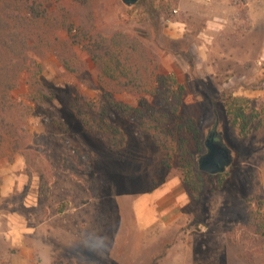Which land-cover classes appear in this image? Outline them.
<instances>
[{"label":"rangeland","instance_id":"1","mask_svg":"<svg viewBox=\"0 0 264 264\" xmlns=\"http://www.w3.org/2000/svg\"><path fill=\"white\" fill-rule=\"evenodd\" d=\"M252 2V14L240 10L200 54L193 46L196 23L192 37L174 39L166 31L183 15L179 0H92L96 30L121 31L143 46L139 91L112 89L114 81L100 75L83 46L75 0L44 4L52 16L41 28L22 30L21 56L0 48V90L14 84L12 99L0 106V264H46L49 253L42 260L40 254L46 239L55 238L53 229L62 239L51 250L63 257L49 264H264V0ZM67 17L71 29L54 23ZM157 74L176 80L178 107L161 115L158 128L138 131L139 123L115 105L150 116L159 108L151 92ZM106 94L114 105L106 103L103 118L124 138L116 151L79 118L92 116V106L98 113ZM233 97L243 116L236 125L228 120ZM214 111L232 159L219 175L199 178ZM170 180L186 191L180 208L150 230L136 229L133 198ZM248 206L260 213L259 230L248 223ZM14 238L32 246V254L21 255Z\"/></svg>","mask_w":264,"mask_h":264},{"label":"trees","instance_id":"2","mask_svg":"<svg viewBox=\"0 0 264 264\" xmlns=\"http://www.w3.org/2000/svg\"><path fill=\"white\" fill-rule=\"evenodd\" d=\"M75 1L82 9L81 22L78 26L82 29V33H80L81 38L86 40L83 46L98 68L100 75L114 81V85L117 87L112 86V89L114 88L118 91H139L144 89L143 75L145 65L137 61L140 56L145 57L141 43L121 31H116L109 36L102 34L95 29L93 24L92 0ZM46 2H49V0H0V48L2 50L8 53L13 52L17 55H22V45L26 46L27 44L25 34L22 30L30 32L33 30L30 26L36 23H38L41 28L46 23V17L48 18V15H51L53 12L51 6L47 7L44 5ZM82 19L84 20V26L82 25ZM56 20L57 19H55L54 23H58L63 28L65 27L68 29L69 27V29H71V23L68 17ZM72 30L77 31L76 28ZM154 78H156V80L153 79L152 82L155 84L157 83L158 89L151 92L156 96L159 108H151L150 116L141 111V109L133 108L130 105H115L116 108L123 111L124 115L135 119L137 123H139L141 129L138 128V131L142 129L150 130L158 128L157 125L161 120V115L166 116L168 114H174L178 107L181 88L180 90L177 88L178 91L174 88L177 83L176 80L168 74H157ZM34 83L37 84V80L34 81ZM13 85V83L8 82L5 89L0 90L3 92L0 93V106H3L6 101L12 99L10 91ZM103 98L104 101H102L104 104H99V108L96 105L98 110L96 108L97 111L95 112L98 113L94 114L93 109L95 107L92 106V116L82 113L79 115V118L88 130L106 142L110 150L116 151L122 146L124 138L115 126H111V123L103 118V115L106 113V103L108 105H114L109 94H106V97L104 96ZM237 101L238 99L233 97L228 103L230 110H232L229 112L230 116L228 120L232 125H236L238 123V118L242 116V112L238 109L239 107L235 106ZM216 116L217 112L214 111L215 121L209 133L214 134V136L222 142L221 131L217 126ZM2 124H4V118L1 117L0 125ZM5 132H8V130ZM193 132L198 143L199 138L197 130L193 128ZM152 134L156 141H160L155 131H153ZM9 136L13 137L14 134L11 135V133H9ZM4 137L1 134L0 140ZM81 159L84 160L88 167L91 166L86 155H81ZM196 174L199 178L200 176H213L212 174L202 172L199 168L196 170ZM219 174L220 173H218V175ZM183 185H185V182H183ZM248 223L254 230H259L261 223H263L260 213H257L250 206H248ZM62 263L64 262H54V264ZM65 264L74 263L72 260H67Z\"/></svg>","mask_w":264,"mask_h":264},{"label":"crops","instance_id":"3","mask_svg":"<svg viewBox=\"0 0 264 264\" xmlns=\"http://www.w3.org/2000/svg\"><path fill=\"white\" fill-rule=\"evenodd\" d=\"M179 2V8L183 15L179 19L170 21L166 31L174 39H179L184 35L192 37L190 31L192 25L196 23V30L198 31L195 33L196 41L193 46L198 48L200 54H203V49H207V44L213 37L221 34L228 27L230 28L231 22L235 23L236 16H238L240 10H242V13L246 11L251 15L253 8L252 0H179ZM174 10L177 12V9ZM170 59L174 61L173 57H170ZM8 178H11V176ZM7 181L6 183H8ZM185 195L184 187L176 180H170L160 188L154 186L139 192L133 198L132 210L135 228L145 231L150 230L156 220L175 213L180 208L181 201L185 198ZM32 230L34 229L30 227L23 228L20 233L25 235L27 232H32ZM51 234L55 238H53V241L46 239L47 245L43 248L44 252L42 251L40 254L42 260L45 251L49 253L46 264H49L54 258L63 257L61 252L58 254L53 253L54 245L62 239L61 234L57 229H53ZM13 240L14 244H18L20 247L21 255L30 256L32 254L34 249L27 242H24L21 238H14ZM52 247L53 250H51ZM56 247H58L57 244Z\"/></svg>","mask_w":264,"mask_h":264},{"label":"water","instance_id":"4","mask_svg":"<svg viewBox=\"0 0 264 264\" xmlns=\"http://www.w3.org/2000/svg\"><path fill=\"white\" fill-rule=\"evenodd\" d=\"M126 4H134L138 0H123ZM206 152L198 158V168L207 174H218L225 170L231 162L230 149L213 135L204 140Z\"/></svg>","mask_w":264,"mask_h":264},{"label":"flooded vegetation","instance_id":"5","mask_svg":"<svg viewBox=\"0 0 264 264\" xmlns=\"http://www.w3.org/2000/svg\"><path fill=\"white\" fill-rule=\"evenodd\" d=\"M210 134L214 136V134H212V133H209V132H208L207 136H208V135H210ZM207 136H206V137H207ZM215 138H216V137H215ZM216 139H218V138H216ZM218 140H219V139H218Z\"/></svg>","mask_w":264,"mask_h":264},{"label":"built area","instance_id":"6","mask_svg":"<svg viewBox=\"0 0 264 264\" xmlns=\"http://www.w3.org/2000/svg\"><path fill=\"white\" fill-rule=\"evenodd\" d=\"M174 12H175V10H174Z\"/></svg>","mask_w":264,"mask_h":264}]
</instances>
